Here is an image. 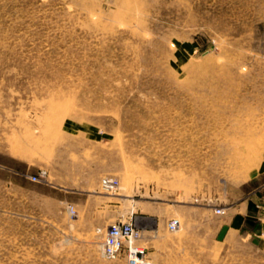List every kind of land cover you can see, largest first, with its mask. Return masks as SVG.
Segmentation results:
<instances>
[{
    "label": "rangeland",
    "instance_id": "1",
    "mask_svg": "<svg viewBox=\"0 0 264 264\" xmlns=\"http://www.w3.org/2000/svg\"><path fill=\"white\" fill-rule=\"evenodd\" d=\"M131 248L264 264V0H0V264Z\"/></svg>",
    "mask_w": 264,
    "mask_h": 264
},
{
    "label": "built area",
    "instance_id": "2",
    "mask_svg": "<svg viewBox=\"0 0 264 264\" xmlns=\"http://www.w3.org/2000/svg\"><path fill=\"white\" fill-rule=\"evenodd\" d=\"M37 178H34L36 180ZM106 187L113 185L112 180L106 179L104 181ZM180 221L178 219H172L168 225L171 231H176L180 227ZM136 232L131 225H112L108 232V240L106 244V252L108 255H114L119 252L125 245L127 239H133L136 237ZM131 251V262L134 264H153L149 261H143V251L140 249H130Z\"/></svg>",
    "mask_w": 264,
    "mask_h": 264
}]
</instances>
